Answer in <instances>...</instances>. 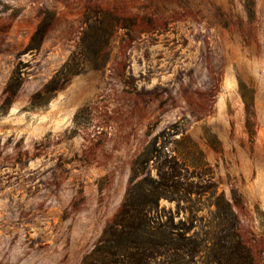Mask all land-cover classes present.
<instances>
[{
  "label": "rangeland",
  "instance_id": "374dc122",
  "mask_svg": "<svg viewBox=\"0 0 264 264\" xmlns=\"http://www.w3.org/2000/svg\"><path fill=\"white\" fill-rule=\"evenodd\" d=\"M254 4L248 22L240 0H0V264H80L153 141L210 188L179 216L203 239L187 264H211L214 199L231 203V191L242 241L264 264V0ZM10 78L20 86L5 104Z\"/></svg>",
  "mask_w": 264,
  "mask_h": 264
},
{
  "label": "trees",
  "instance_id": "16d2710c",
  "mask_svg": "<svg viewBox=\"0 0 264 264\" xmlns=\"http://www.w3.org/2000/svg\"><path fill=\"white\" fill-rule=\"evenodd\" d=\"M240 2L247 21L252 22L255 18L254 0ZM48 23L49 20L45 19L37 26L30 38V50L39 49ZM77 68L76 64L65 65L43 87L42 95L48 96L62 89L77 74ZM19 80L10 78L4 90L7 97L5 104H9L17 93ZM241 99L246 114V129L251 132L252 99L243 93ZM149 166L154 170V177L148 173ZM189 169L175 155L164 152L163 148L157 149L155 141L149 143L131 161L119 208L80 264L192 262L200 253L203 239L195 231V220L179 216L180 213L192 215L197 212L193 210L195 198L207 193L210 188H203L195 170ZM162 201L174 204L175 211L162 207ZM239 202L234 191H231V203L222 194L214 199L212 218L215 223L209 226L208 245L205 246L211 264H255L250 250L242 241L240 223L234 212ZM176 217L179 218L177 221Z\"/></svg>",
  "mask_w": 264,
  "mask_h": 264
}]
</instances>
